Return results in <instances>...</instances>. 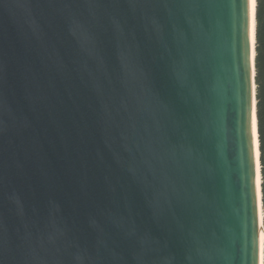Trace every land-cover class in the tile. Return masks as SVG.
Returning a JSON list of instances; mask_svg holds the SVG:
<instances>
[{
    "label": "water",
    "instance_id": "water-1",
    "mask_svg": "<svg viewBox=\"0 0 264 264\" xmlns=\"http://www.w3.org/2000/svg\"><path fill=\"white\" fill-rule=\"evenodd\" d=\"M253 50L249 0H0V264H263Z\"/></svg>",
    "mask_w": 264,
    "mask_h": 264
},
{
    "label": "trees",
    "instance_id": "trees-1",
    "mask_svg": "<svg viewBox=\"0 0 264 264\" xmlns=\"http://www.w3.org/2000/svg\"><path fill=\"white\" fill-rule=\"evenodd\" d=\"M255 10L256 117L261 175V202L264 229V0H256Z\"/></svg>",
    "mask_w": 264,
    "mask_h": 264
},
{
    "label": "bare ground",
    "instance_id": "bare-ground-1",
    "mask_svg": "<svg viewBox=\"0 0 264 264\" xmlns=\"http://www.w3.org/2000/svg\"><path fill=\"white\" fill-rule=\"evenodd\" d=\"M255 6L256 2L255 0H249V8H250V40H251V60L253 64V58H254V35H255ZM254 73V69H253ZM253 132H254V155H255V162H256V176H257V190L258 185L260 182L259 177V171H258V157H259V151H258V142H257V136H256V126H255V114L253 113ZM259 217H261V210H260V202H259ZM264 236H261V241L263 240Z\"/></svg>",
    "mask_w": 264,
    "mask_h": 264
}]
</instances>
